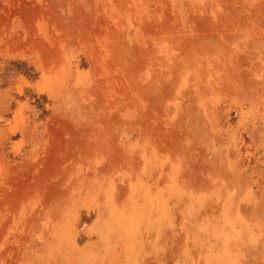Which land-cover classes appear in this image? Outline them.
Returning a JSON list of instances; mask_svg holds the SVG:
<instances>
[{"label":"rangeland","instance_id":"obj_1","mask_svg":"<svg viewBox=\"0 0 264 264\" xmlns=\"http://www.w3.org/2000/svg\"><path fill=\"white\" fill-rule=\"evenodd\" d=\"M0 264H264V0H0Z\"/></svg>","mask_w":264,"mask_h":264}]
</instances>
